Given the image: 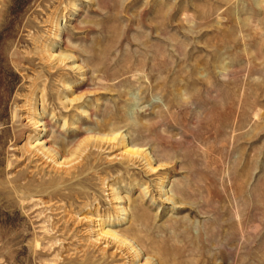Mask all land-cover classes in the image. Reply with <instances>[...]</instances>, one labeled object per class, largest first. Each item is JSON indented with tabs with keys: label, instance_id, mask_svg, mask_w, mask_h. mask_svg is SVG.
Wrapping results in <instances>:
<instances>
[{
	"label": "rangeland",
	"instance_id": "374dc122",
	"mask_svg": "<svg viewBox=\"0 0 264 264\" xmlns=\"http://www.w3.org/2000/svg\"><path fill=\"white\" fill-rule=\"evenodd\" d=\"M0 264H264V0H0Z\"/></svg>",
	"mask_w": 264,
	"mask_h": 264
},
{
	"label": "bare ground",
	"instance_id": "6f19581e",
	"mask_svg": "<svg viewBox=\"0 0 264 264\" xmlns=\"http://www.w3.org/2000/svg\"><path fill=\"white\" fill-rule=\"evenodd\" d=\"M40 114V113H39ZM48 126L45 124L44 122V129L45 131H48L49 132V128H47ZM51 139H48V138H43V140H40L38 141V144L42 145L45 149L49 150V151H55V148L50 144V141ZM44 150V149H43ZM119 200L122 199V197H118ZM123 211H126L125 208H122ZM104 229V228H102ZM105 232L107 233H111L113 236H115L116 238H119L120 236L117 235V233H115L114 231H110V230H106Z\"/></svg>",
	"mask_w": 264,
	"mask_h": 264
}]
</instances>
